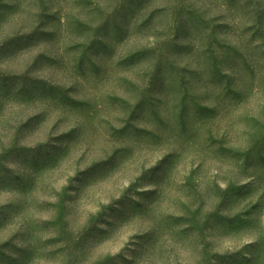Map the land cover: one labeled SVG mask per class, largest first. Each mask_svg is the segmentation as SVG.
<instances>
[{
	"label": "rangeland",
	"instance_id": "1",
	"mask_svg": "<svg viewBox=\"0 0 264 264\" xmlns=\"http://www.w3.org/2000/svg\"><path fill=\"white\" fill-rule=\"evenodd\" d=\"M0 264H264V0H0Z\"/></svg>",
	"mask_w": 264,
	"mask_h": 264
}]
</instances>
